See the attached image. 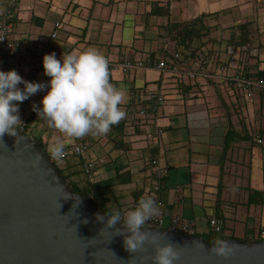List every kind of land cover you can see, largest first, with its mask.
Instances as JSON below:
<instances>
[{"label":"crops","instance_id":"1","mask_svg":"<svg viewBox=\"0 0 264 264\" xmlns=\"http://www.w3.org/2000/svg\"><path fill=\"white\" fill-rule=\"evenodd\" d=\"M5 2L0 0V16ZM12 11V39L48 43L68 50L65 54L95 48L109 59L110 82L126 91L125 117L105 135L78 139L48 127L32 110L46 89L19 104L18 134L35 138L47 153L57 139L64 150L83 141L88 148L81 155L82 165L102 161L88 179L100 186L97 200L107 212L135 206L149 186L148 162L157 159L165 175L156 201L166 223L174 216L193 220L197 233L205 235L208 219L216 216L227 238L264 228V159L253 140L258 133L264 143V90L243 93L214 75L189 80L183 72L153 67L125 74L111 65L149 57L158 62L179 51L190 60L200 54L208 73L225 65L232 75L244 65L242 73L258 78L264 74V0H16ZM203 15L207 37L189 47L173 41L172 25ZM55 23L60 28L50 39ZM242 25L253 32L251 46H228ZM30 66L24 59L0 55V71L14 69L30 82L46 79L43 72L31 74ZM150 92L165 99L149 127L162 129L154 140L145 139L146 128L138 126L137 118ZM74 164L72 156L57 163L65 173L81 170ZM252 192L259 197L249 203Z\"/></svg>","mask_w":264,"mask_h":264},{"label":"water","instance_id":"2","mask_svg":"<svg viewBox=\"0 0 264 264\" xmlns=\"http://www.w3.org/2000/svg\"><path fill=\"white\" fill-rule=\"evenodd\" d=\"M98 214L90 200L69 191L35 138L0 139V264H151L150 245L129 254ZM146 230L161 245L176 244V264H264V241L227 240L232 252L221 258L202 237Z\"/></svg>","mask_w":264,"mask_h":264},{"label":"clouds","instance_id":"3","mask_svg":"<svg viewBox=\"0 0 264 264\" xmlns=\"http://www.w3.org/2000/svg\"><path fill=\"white\" fill-rule=\"evenodd\" d=\"M41 64L43 75L49 78L47 83L23 80L14 69L0 71V139L17 137L22 126L19 104L45 89L39 107L34 104L32 110L64 137L102 136L125 117L122 105L126 102V91L110 82L108 61L99 50L89 47L78 54L66 53L60 59L49 53L42 56ZM49 152L52 159L59 161L64 155L63 142L55 140ZM159 214L158 202L151 196H141L131 209L113 208L95 219L103 224L102 228L114 233L112 237H122L129 254L143 253L147 244L152 247L153 254L147 257L151 264H176L179 259L176 244L161 245L159 238L146 230L147 222ZM118 224L121 227H116ZM210 250L227 258L232 247L228 241L215 238Z\"/></svg>","mask_w":264,"mask_h":264},{"label":"built area","instance_id":"4","mask_svg":"<svg viewBox=\"0 0 264 264\" xmlns=\"http://www.w3.org/2000/svg\"><path fill=\"white\" fill-rule=\"evenodd\" d=\"M16 4V0H6L5 2V12L0 16V55L6 56L8 59H24L30 63L31 74L42 73V56L49 53H55L56 58H63L64 54L68 50H60L58 48L52 47L48 43H38L30 38H15L10 37V23L9 20L13 15V7ZM55 31L50 35V39H55L57 36V29L60 28L59 23L54 25ZM108 64L109 59L106 57ZM215 63V60H212ZM114 68L119 69L122 73H129L136 69H142L147 67H153L160 71H170L172 73L183 72L185 77L189 80H196L197 78L208 79L213 75L216 76L225 85H233L239 91L246 93L253 88L264 90V81L257 80L249 75L242 73L244 65L230 75L228 66H220L216 68L215 74L208 73L206 66L204 64L203 57L199 54L193 60L184 58L179 51H174L171 53V57L168 59H163L156 61L153 58H147L145 61L141 60H127L123 59L119 62L112 63ZM194 66V67H193ZM189 67V68H187ZM193 67V68H192ZM48 77L43 80H38L37 83H47ZM165 104V99L162 95L150 92L146 95L144 100V105L139 108L137 112L138 126L140 128H146L144 137L146 140L158 139L162 134V129L158 126H153L154 121L163 108ZM253 140L256 145L261 146L262 158L264 159V143L260 134H253ZM88 146L85 142L79 141L73 144L67 150H64V155L59 161L52 159L50 152L47 153L48 159L52 163H58L65 159L67 156L76 155L81 156ZM102 161L100 160L98 164ZM97 163L86 164L83 167V172L87 178L90 177L92 171L95 169ZM148 167L150 171L149 176V186L144 193V197L151 196L156 200L157 194L162 189V179L165 175V171L162 167L158 165L157 159H152L148 162ZM146 228L159 229L164 231H169L178 235L185 236H197V231L195 229V223L193 220H185L178 216H174L169 223L164 220L163 210L160 209V214L150 221L147 222ZM208 230L214 233H221L223 230V223L216 216H211L208 219ZM248 243L264 241V228H258L251 234L246 236Z\"/></svg>","mask_w":264,"mask_h":264},{"label":"trees","instance_id":"5","mask_svg":"<svg viewBox=\"0 0 264 264\" xmlns=\"http://www.w3.org/2000/svg\"><path fill=\"white\" fill-rule=\"evenodd\" d=\"M205 18L206 16L203 15L189 22H181L172 25L169 30L171 38L173 39V41L175 42L179 41L181 44H184L188 47L193 41L201 42L208 35V31L206 30L204 25ZM253 38H254L253 32L249 27V25H242L238 28L237 35L232 34V36H230V38L227 41V45L233 48H242V47L249 48L251 46V43L253 42ZM256 79L263 80L264 74H259L258 78ZM45 153L46 156H48L46 151ZM70 156H72L73 160L75 161L74 165H76L77 168H81V170H78L76 172L65 173L59 167V165H57V163H53L56 166L59 176L62 177L64 181L68 184L69 191L71 193H75L83 196L84 198L90 200L97 209H100L103 212L107 213V210L103 208L97 200L100 186L98 184L91 183L89 179L85 176L83 172L84 166L82 165L81 156L80 155L79 156L70 155ZM256 197H259V194L252 192L251 197L249 199V203H251ZM197 237L204 238L208 245H212V241L215 238H221L226 241L230 239H236L241 242H248L246 237H244L243 239L224 237L223 230L221 233H214L213 231L208 230L207 234L205 235L197 234Z\"/></svg>","mask_w":264,"mask_h":264},{"label":"rangeland","instance_id":"6","mask_svg":"<svg viewBox=\"0 0 264 264\" xmlns=\"http://www.w3.org/2000/svg\"><path fill=\"white\" fill-rule=\"evenodd\" d=\"M235 237L238 238V239H243V238H244L243 235H242L241 233L236 234Z\"/></svg>","mask_w":264,"mask_h":264}]
</instances>
